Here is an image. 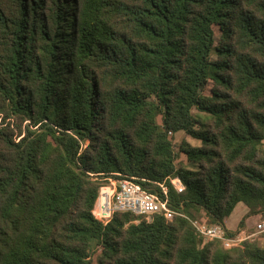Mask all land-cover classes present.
<instances>
[{"label":"trees","instance_id":"trees-1","mask_svg":"<svg viewBox=\"0 0 264 264\" xmlns=\"http://www.w3.org/2000/svg\"><path fill=\"white\" fill-rule=\"evenodd\" d=\"M263 140L264 0H0V264H264L191 223L264 217ZM109 178L178 214L103 224Z\"/></svg>","mask_w":264,"mask_h":264},{"label":"built area","instance_id":"built-area-1","mask_svg":"<svg viewBox=\"0 0 264 264\" xmlns=\"http://www.w3.org/2000/svg\"><path fill=\"white\" fill-rule=\"evenodd\" d=\"M169 181L177 192L183 191L184 184L178 176L170 177ZM160 188L162 195L143 189L131 178H109L99 188L92 215L103 224L110 220L115 211H131L134 214H141L147 221L151 220L155 214L171 219L178 212L169 205L166 185L160 184ZM191 223L204 240H220L224 248L238 245L246 239L238 235L229 236L222 225L209 224L203 217L192 219ZM256 231L264 232V219L257 223Z\"/></svg>","mask_w":264,"mask_h":264},{"label":"crops","instance_id":"crops-1","mask_svg":"<svg viewBox=\"0 0 264 264\" xmlns=\"http://www.w3.org/2000/svg\"><path fill=\"white\" fill-rule=\"evenodd\" d=\"M246 212L247 207L241 202L237 203L232 212L225 218L223 227L227 231L234 232L235 235L252 240L254 239L253 237L258 233L256 231L257 223L261 222L264 217H261L259 214L250 215L245 219L243 226L240 228V220L246 214ZM255 238H257L259 242L264 243V234Z\"/></svg>","mask_w":264,"mask_h":264},{"label":"rangeland","instance_id":"rangeland-1","mask_svg":"<svg viewBox=\"0 0 264 264\" xmlns=\"http://www.w3.org/2000/svg\"><path fill=\"white\" fill-rule=\"evenodd\" d=\"M157 121L160 122V117L157 118ZM172 136V142L174 144V149L177 151L178 150V145L180 144V142L182 140H186L188 143H190L191 145H198L199 142L197 140H194L192 138H190L189 136L185 135L182 131H178L175 132ZM264 141V140H263ZM264 143V142H263ZM176 164H183L184 166L190 167V165L186 162L185 156L178 152V156L176 158ZM202 218V217H201ZM204 218V217H203ZM205 219V218H204ZM206 220V219H205ZM263 235V232H259L257 233V235H255L253 238L255 239L254 241H256L259 245L264 246V243L259 242L256 240L255 237ZM97 254L98 252H96L95 254H93L92 256V263L93 264H97Z\"/></svg>","mask_w":264,"mask_h":264}]
</instances>
